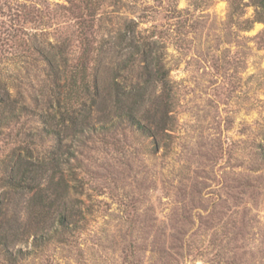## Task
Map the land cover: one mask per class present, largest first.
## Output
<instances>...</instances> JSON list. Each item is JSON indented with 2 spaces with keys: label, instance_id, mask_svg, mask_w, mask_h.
<instances>
[{
  "label": "rangeland",
  "instance_id": "rangeland-1",
  "mask_svg": "<svg viewBox=\"0 0 264 264\" xmlns=\"http://www.w3.org/2000/svg\"><path fill=\"white\" fill-rule=\"evenodd\" d=\"M80 69L101 95L71 110ZM114 85L142 93L147 133L130 102L114 108ZM0 87L17 106L0 107V264H264L254 0H0ZM19 157L46 163L41 189L63 177L43 220L33 191L7 185ZM59 214L74 215L65 230Z\"/></svg>",
  "mask_w": 264,
  "mask_h": 264
},
{
  "label": "trees",
  "instance_id": "trees-1",
  "mask_svg": "<svg viewBox=\"0 0 264 264\" xmlns=\"http://www.w3.org/2000/svg\"><path fill=\"white\" fill-rule=\"evenodd\" d=\"M256 7H260L261 9H264V0H254ZM14 6V7H13ZM12 7L9 8V12H13L12 16H17V13H19V9L22 7L18 3L14 4ZM23 8V7H22ZM87 48L84 49V55L88 54ZM146 56V55H145ZM84 69H80V76L79 78V84H77V75H71L69 82H70V88H69V99L67 102V105L71 110H73V105L77 103L81 99V94L84 96H88L92 101H95L96 97H100L99 87L97 85H94V91L90 92L88 88V82L84 76ZM154 75H159L160 72L156 70V72H153ZM95 84V83H94ZM80 85V87H79ZM83 85V86H82ZM1 91V87H0ZM82 92V93H80ZM136 92V93H135ZM138 92V93H137ZM139 92V90H124L121 89L118 85H114L113 91L110 92V94H107L108 96H111L114 94V108L116 110H124L125 109V103H129L130 105L127 107V112H124V115L128 118L129 123L136 127V129L142 133H147L148 126L146 124L141 123L139 118L137 117V111L136 106L140 104V98H142V93ZM82 95V96H83ZM138 97L136 100L135 97ZM0 107L2 108V111H5L8 113L9 118L13 119L16 117L17 113L16 109V103L15 102H9V97L6 91L4 93H0ZM19 108V107H18ZM72 112V111H71ZM69 114V111H68ZM72 124H74L72 122ZM46 166L45 162H38L37 160H26L23 158H18L15 164L11 167L9 175L7 176V185L8 187L12 189H27L29 191H33L32 197L30 199L29 205L27 206V210H29L31 219H34L36 221L43 220L46 218L50 210L55 206V204L59 203V200L63 198V195L59 193L58 191L62 188L63 185V177L60 174L58 176V179L55 181L54 176L50 174L49 179L47 181V186L44 187V189H41L37 183L38 180V172L44 171ZM53 174V172H52ZM58 201V202H57ZM74 216V215H58V223L59 228L65 230L68 225V218ZM5 221V220H3ZM0 223H4L1 222ZM8 223H6L7 225ZM5 228L0 226V230H3ZM43 239V238H40ZM5 237L2 236V239L0 240L1 245H5ZM40 241V240H38ZM8 252V251H7ZM19 252V251H18ZM7 256L10 261H13L15 259H12V255L10 253H7Z\"/></svg>",
  "mask_w": 264,
  "mask_h": 264
}]
</instances>
